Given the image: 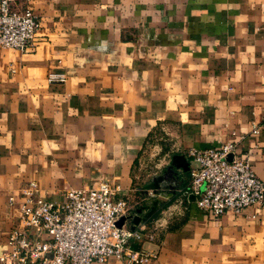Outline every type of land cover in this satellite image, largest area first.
<instances>
[{
    "label": "crops",
    "instance_id": "obj_1",
    "mask_svg": "<svg viewBox=\"0 0 264 264\" xmlns=\"http://www.w3.org/2000/svg\"><path fill=\"white\" fill-rule=\"evenodd\" d=\"M26 5L27 50L0 47V250L28 181L60 201L106 180L134 211L151 195L139 187L163 175L140 222L154 238L131 242L153 253L145 264H264V201L213 218L187 187V150L228 141L264 185V0Z\"/></svg>",
    "mask_w": 264,
    "mask_h": 264
},
{
    "label": "built area",
    "instance_id": "obj_2",
    "mask_svg": "<svg viewBox=\"0 0 264 264\" xmlns=\"http://www.w3.org/2000/svg\"><path fill=\"white\" fill-rule=\"evenodd\" d=\"M26 1L0 0V47L27 50L37 18ZM187 155L188 191L202 212L216 218L264 201L263 183L233 143L189 148ZM118 190V184L100 180L88 188L67 189L60 201H52L37 195L36 183L28 181L18 190V226L6 233L0 264H91L109 258L120 264H145L153 253L133 248L131 242L151 241L154 232L140 223L130 229L127 220L116 225L133 212L125 200L113 198ZM14 203V195H9L7 204Z\"/></svg>",
    "mask_w": 264,
    "mask_h": 264
},
{
    "label": "water",
    "instance_id": "obj_3",
    "mask_svg": "<svg viewBox=\"0 0 264 264\" xmlns=\"http://www.w3.org/2000/svg\"><path fill=\"white\" fill-rule=\"evenodd\" d=\"M227 159L230 158V155H227ZM183 157L179 155H174L171 158V165H178L182 167L183 170L187 169L186 163L181 164ZM166 171H170L169 168ZM164 180L163 175H158L151 179V181L142 184L139 188L142 195H147L148 190L151 195L145 197L142 200V203L138 205L134 211L124 217H120L116 225L120 226L124 220L130 221V229H134L140 222L146 221L158 208L159 200L155 196L159 191V184Z\"/></svg>",
    "mask_w": 264,
    "mask_h": 264
}]
</instances>
